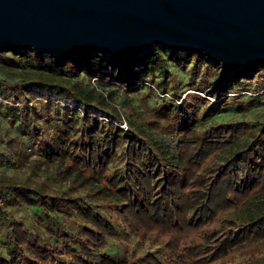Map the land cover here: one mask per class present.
<instances>
[{"label": "trees", "instance_id": "obj_1", "mask_svg": "<svg viewBox=\"0 0 264 264\" xmlns=\"http://www.w3.org/2000/svg\"><path fill=\"white\" fill-rule=\"evenodd\" d=\"M0 62L56 74L23 86L0 80V107L18 113L30 148L59 162L67 182L62 191L0 177V264H264V123L198 127L229 97L264 102V65L224 73L203 54L162 46L134 59L79 52L49 69L29 50L2 51ZM171 64L189 66L195 94L161 104L148 123L83 85L163 92L175 85ZM160 122L173 142L145 128Z\"/></svg>", "mask_w": 264, "mask_h": 264}, {"label": "water", "instance_id": "obj_2", "mask_svg": "<svg viewBox=\"0 0 264 264\" xmlns=\"http://www.w3.org/2000/svg\"><path fill=\"white\" fill-rule=\"evenodd\" d=\"M156 46L255 72L264 65V0H0V52L67 60L134 59Z\"/></svg>", "mask_w": 264, "mask_h": 264}, {"label": "rangeland", "instance_id": "obj_3", "mask_svg": "<svg viewBox=\"0 0 264 264\" xmlns=\"http://www.w3.org/2000/svg\"><path fill=\"white\" fill-rule=\"evenodd\" d=\"M167 48V47H165ZM170 49V48H169ZM44 59L45 66L49 69L52 64V59L49 56L39 55ZM186 66L184 70L176 64L169 66V71L176 75L175 85H168L163 92L156 91L147 86H138L136 91H125L116 86H103L94 80H83V85L88 89H94L96 92H101L106 95L112 105L123 108L128 111L133 110L140 121L152 122L154 118L155 108H159L161 104L171 99H177L178 103L184 101L187 95H194L191 90V85L196 80H192ZM56 77L52 71H41L39 68H13L4 62H0V80L4 81L8 86L15 85L23 86L30 79L36 78L41 80H51ZM153 80L155 83L162 81V76L156 72ZM165 80H168L166 78ZM211 91V90H210ZM202 97L214 104L215 99L210 98L206 94ZM233 97H229V103L220 108H214V114L208 120H201L198 127L205 130L210 126L228 123L231 121H246L249 123L260 124L264 123V102L256 95H246L244 98L233 101ZM244 102L245 108L240 111L238 104ZM19 115L15 110H5L0 107V149L9 148L13 153H16L17 160L8 162L6 156L0 157V177L15 181L16 186L29 181L32 184L41 182L48 186L51 190H66V177L64 168L57 161H50L39 154L37 150L30 148L29 143L21 135L22 128L19 127ZM104 127L107 123L106 119L102 121ZM144 123V122H143ZM117 126L125 128L124 122H116ZM159 128L155 129L148 124L145 125L151 136L159 142H173L174 138L170 134V130L165 123L160 122ZM31 129L33 123H31ZM174 151V146H172ZM0 152L5 153L0 150ZM1 156V155H0ZM21 212L14 213L16 220L20 219Z\"/></svg>", "mask_w": 264, "mask_h": 264}, {"label": "built area", "instance_id": "obj_4", "mask_svg": "<svg viewBox=\"0 0 264 264\" xmlns=\"http://www.w3.org/2000/svg\"><path fill=\"white\" fill-rule=\"evenodd\" d=\"M0 101L3 102V103H7L3 98H0ZM119 127H120V126H119ZM124 129H126V128H124ZM1 202H2V201H1V199H0V204H1Z\"/></svg>", "mask_w": 264, "mask_h": 264}]
</instances>
